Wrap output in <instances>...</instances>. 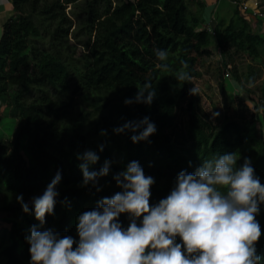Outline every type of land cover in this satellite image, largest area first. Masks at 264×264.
<instances>
[{
    "label": "trees",
    "instance_id": "obj_1",
    "mask_svg": "<svg viewBox=\"0 0 264 264\" xmlns=\"http://www.w3.org/2000/svg\"><path fill=\"white\" fill-rule=\"evenodd\" d=\"M11 1L15 13L0 40V98L17 129L13 138L0 141V219L10 226L0 231V264H31L26 237L34 225L78 242L77 217L121 191L114 176L132 161L156 181L152 205L166 198L181 171L194 173L203 160L225 153H239L238 166L249 158L264 184V136L257 138L255 126L243 115L214 124L200 99L190 95L213 49L231 91L232 79L243 85L241 58L264 69V36L238 7L229 24L214 33L201 28L203 21L187 0ZM82 39L79 52L74 42ZM158 49L168 53L167 61L157 58ZM182 62L190 82L175 79ZM161 63H167V70L157 67ZM149 81L157 93L153 103L135 102L137 87ZM126 99L133 103L125 104ZM182 104L189 113L183 127L177 124ZM144 117L157 129L148 141L133 143L130 131H114ZM259 122L264 130V117ZM86 150L100 157L93 171L112 162L109 174L99 178L101 191L83 186L77 154ZM58 172L62 179L54 214L46 215L41 226L31 201ZM19 195L29 213L13 201ZM256 219L262 230L256 248L264 264V204ZM119 222L126 229L129 216L121 214ZM177 243H182L179 237Z\"/></svg>",
    "mask_w": 264,
    "mask_h": 264
},
{
    "label": "clouds",
    "instance_id": "obj_2",
    "mask_svg": "<svg viewBox=\"0 0 264 264\" xmlns=\"http://www.w3.org/2000/svg\"><path fill=\"white\" fill-rule=\"evenodd\" d=\"M156 56L162 62L168 59L165 50H156ZM157 67L167 70L168 65ZM187 67L182 62L175 76L179 83L192 80L184 70ZM137 88L135 102L151 105L157 95L151 82ZM198 92L196 86L190 89V95ZM132 103V99L125 100V104ZM114 131H130L132 142L139 143L148 141L157 129L144 117ZM103 148L101 145L100 151ZM77 159L83 186L101 191L99 178L109 174L112 162L106 160L99 171H93L91 166L100 159L95 151L86 150ZM239 159V153H225L203 160L194 173L181 171L170 193L156 205L150 203L155 179L145 174L139 162H130L114 176L121 191L77 217L78 242L71 236L31 227L26 237L31 264H261L256 244L262 230L256 216L264 204V184L251 160L245 158L238 166ZM61 179L58 172L43 194L32 199L41 226L46 215L54 214ZM17 201L25 213L30 212L23 195ZM121 214L129 216L126 229L119 222ZM177 237L182 243H177Z\"/></svg>",
    "mask_w": 264,
    "mask_h": 264
},
{
    "label": "rangeland",
    "instance_id": "obj_3",
    "mask_svg": "<svg viewBox=\"0 0 264 264\" xmlns=\"http://www.w3.org/2000/svg\"><path fill=\"white\" fill-rule=\"evenodd\" d=\"M253 4L254 0H249V6L251 7ZM218 8L216 11L218 18L217 28L220 31L228 25L229 19L234 15L237 6L231 4L228 0H224L223 2L221 1ZM250 20L254 23L255 19L250 17ZM259 22L256 25L264 27V21ZM259 27L257 32L260 30L261 35H263L264 31ZM83 43L84 39H82V42H74L79 52L83 51ZM238 67L243 85H239L232 79L233 91H231L223 79V67L220 56L213 49V56L205 59L201 64L200 71L202 75L193 80V88L195 86L198 87L199 92L196 97L200 99L204 112L214 124H219L226 118L229 120L240 119L243 115L246 120L255 126V135L260 138L262 135L264 136V130L259 122V116L264 117V102H261L264 99L262 91L264 87V69L256 61L245 56L239 60ZM248 90L252 91L253 94H250ZM214 113H219V115L214 116ZM188 117L187 105L182 104L178 111L177 124H181L182 127L185 126ZM16 127L17 124L13 123V121L3 119L2 126H0V141L5 134L14 135ZM16 199L17 197H14L13 201ZM9 227L7 223L2 222L0 219V231Z\"/></svg>",
    "mask_w": 264,
    "mask_h": 264
},
{
    "label": "crops",
    "instance_id": "obj_4",
    "mask_svg": "<svg viewBox=\"0 0 264 264\" xmlns=\"http://www.w3.org/2000/svg\"><path fill=\"white\" fill-rule=\"evenodd\" d=\"M221 1L223 2L224 0H187V4L189 6L190 11L194 15L201 18V20L203 21L201 28L208 29L210 27L211 29H213V32L215 33L216 31L218 32V30H219L217 28L218 18L216 16V11L219 9L218 7L221 4ZM228 1H230L231 4L235 5L234 0H228ZM246 1L249 4V0H246ZM257 5H264V0H254V4L251 6V8L255 7ZM14 13H15L14 6H13L11 0H0V40H1V37L3 35V26L12 16H14ZM244 15L247 17L248 20H250L251 16H249L247 14H244ZM229 17H230V14H229ZM232 17L229 19V22L232 19ZM211 21H213L212 24H211ZM229 22H228V24H229ZM257 23H260V22L258 20L256 21V19H255L254 23H253V27L256 31L259 27L256 25ZM260 27H261L262 31H264V27H262V26H260ZM258 33L261 34L260 30ZM9 111L10 110L6 104H4L3 106L0 107V126H2V120L3 119L11 120V121H13V123L17 124V121L15 119L11 118ZM16 129H17V127H16ZM14 135H15V132H14ZM14 135L10 136V135L5 134V135H3L2 140L11 139L12 137H14Z\"/></svg>",
    "mask_w": 264,
    "mask_h": 264
},
{
    "label": "built area",
    "instance_id": "obj_5",
    "mask_svg": "<svg viewBox=\"0 0 264 264\" xmlns=\"http://www.w3.org/2000/svg\"><path fill=\"white\" fill-rule=\"evenodd\" d=\"M234 4L244 14H247L258 21H264V5H257L251 8L246 0H234ZM212 23L213 21H211V24ZM208 30L213 32V29H211L210 27L208 28ZM1 106H3V102L2 99L0 98V107Z\"/></svg>",
    "mask_w": 264,
    "mask_h": 264
}]
</instances>
